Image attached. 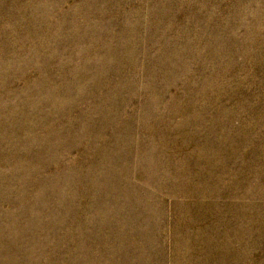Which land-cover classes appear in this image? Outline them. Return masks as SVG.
Segmentation results:
<instances>
[{"label": "rangeland", "instance_id": "1", "mask_svg": "<svg viewBox=\"0 0 264 264\" xmlns=\"http://www.w3.org/2000/svg\"><path fill=\"white\" fill-rule=\"evenodd\" d=\"M0 264H264V0H0Z\"/></svg>", "mask_w": 264, "mask_h": 264}]
</instances>
